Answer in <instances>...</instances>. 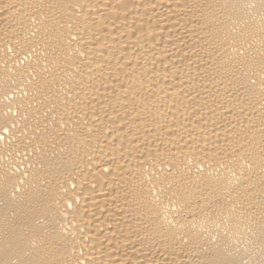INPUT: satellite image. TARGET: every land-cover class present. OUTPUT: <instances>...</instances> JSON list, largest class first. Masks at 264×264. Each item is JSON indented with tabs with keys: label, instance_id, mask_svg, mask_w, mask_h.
I'll list each match as a JSON object with an SVG mask.
<instances>
[{
	"label": "bare ground",
	"instance_id": "bare-ground-1",
	"mask_svg": "<svg viewBox=\"0 0 264 264\" xmlns=\"http://www.w3.org/2000/svg\"><path fill=\"white\" fill-rule=\"evenodd\" d=\"M0 264H264V0H0Z\"/></svg>",
	"mask_w": 264,
	"mask_h": 264
}]
</instances>
